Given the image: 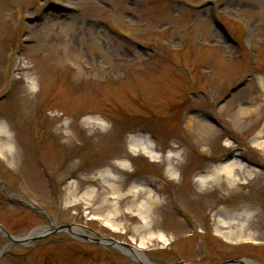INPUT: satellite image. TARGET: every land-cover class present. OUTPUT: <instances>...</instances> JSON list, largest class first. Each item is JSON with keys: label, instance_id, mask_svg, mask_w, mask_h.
I'll list each match as a JSON object with an SVG mask.
<instances>
[{"label": "rangeland", "instance_id": "obj_1", "mask_svg": "<svg viewBox=\"0 0 264 264\" xmlns=\"http://www.w3.org/2000/svg\"><path fill=\"white\" fill-rule=\"evenodd\" d=\"M51 42L65 44L35 48ZM260 76L264 0H0V129L16 152H0V224L15 237L96 232L6 246L0 231L1 264H141L134 249L153 264H264V116L244 117ZM135 134L155 158L130 151ZM123 155L124 170L106 163ZM226 160L249 173L203 182ZM131 184L158 198L149 215L120 200Z\"/></svg>", "mask_w": 264, "mask_h": 264}, {"label": "bare ground", "instance_id": "obj_2", "mask_svg": "<svg viewBox=\"0 0 264 264\" xmlns=\"http://www.w3.org/2000/svg\"><path fill=\"white\" fill-rule=\"evenodd\" d=\"M65 43L63 42H51V43H48V44H43V43H38V44H35V48H41L42 46H50V48L56 52L60 51L61 47L64 45ZM68 46L71 47V50L69 52V54H65L64 56H60L62 57V60H64V58H67V57H71L72 55H74V49L72 48H75L76 50V47L73 43H67ZM75 62L77 64V66L79 68H82L85 64V58L83 56H80V55H77L75 56ZM64 63H66L67 61L64 60L63 61ZM18 69H22V66H18ZM259 83L262 87V91L259 95H256L254 97H251L250 99V102L254 103L256 101H259L260 102V105H256L254 109H251V108H247L244 110L245 114L247 115H244V117H248L251 113L253 112H256L258 113L261 117L264 116V103H263V100H264V77L263 76H260L259 77ZM236 116V114H235ZM90 116H88L89 118ZM99 117H101L100 115H94L93 118L94 120L93 121H87L88 123H93V125L95 126L96 130L98 131H101V130H108L109 127L107 126H102L101 124L102 123H99L97 122V119H99ZM189 125H193V119L192 117L190 116L188 118V121ZM200 126V125H199ZM199 133L201 134V136H205V132L204 131H199ZM67 137H69L68 134L64 133ZM264 134V120H263V128L260 132H258V136H262ZM0 135L1 136V142H0V152L2 153H6L7 154V157H9L10 161L13 162L15 160V156H16V152L15 150H13V143H12V137L10 134L6 133V131L4 129H0ZM202 141H205L204 137L201 138ZM258 145L260 147H263L264 146V143L263 142H260L258 143ZM157 148V145L156 146H152L150 144V139L149 137H147L146 135L144 134H135L133 135L132 137V143H131V146H130V151L134 152V151H141L142 153L146 154L147 156L151 157V158H155V154H154V150ZM180 146L178 145L176 147V149H179ZM178 153H180V151H178ZM175 158V157H173ZM177 158V157H176ZM124 155L123 156H120V157H115L114 158V161H110V162H106L108 163V166L113 165L114 167L116 168H119V169H123L124 170V166H125V162H124ZM181 158L177 159L176 162H175V166H179L181 164ZM107 165V164H106ZM95 167H92L91 169H94ZM173 168L172 167H168V173L169 175H173ZM236 171V172H240V171H243L245 173H249V170H247V167L245 165H243L242 163H238L237 161H232V160H226L224 161L222 164L220 165H217L214 169H212L211 171V174H209V176H207L203 182H206L212 178H216L218 175L220 174H226V175H230V173H232V171ZM114 180L113 181H118L117 180V177H114L113 178ZM106 180L109 181L108 178H106ZM91 182H94V183H97L98 184V179L95 178V177H91L90 179ZM120 183H124V181H119ZM99 185V184H98ZM110 189L114 192V193H119L120 192V184L119 183H116V184H112L110 183ZM141 193H146L145 194V197H144V201L140 202V203H137V197L139 194ZM71 194H75L74 191L72 190L71 191ZM95 195H93L92 193H90V196L87 197V202H90L91 204L93 202H95V198H94ZM121 198L120 200L123 201V202H126L127 205H128V208L131 209L132 207L134 206H137L138 210H141L142 209V212L144 213H148L149 215V212L153 209L155 203H157L159 200L158 198H156L154 196L153 193H151L150 191H146V189H141L138 187V185L136 184H131L130 188L127 189V190H124L122 193H121ZM82 196L78 197V198H73L74 201H78V200H82ZM84 199V198H83ZM103 206H109V208H114V204L113 203H109V202H105L103 204ZM101 207V206H100ZM99 207V208H100ZM112 210V209H111ZM110 213H107V217L106 220H108V218H110ZM106 223L108 224L109 223V220L106 221ZM146 228V226L144 227ZM77 227H73V230L74 231H77ZM245 229V227H241L240 228V231L243 232V230ZM40 231H45V229H40ZM231 233H233L232 231H230ZM232 235V234H230ZM135 252H133V255L135 257H140V258H143L141 252L138 250V249H135L134 250ZM249 264H255L253 261L247 259L246 260Z\"/></svg>", "mask_w": 264, "mask_h": 264}, {"label": "water", "instance_id": "obj_3", "mask_svg": "<svg viewBox=\"0 0 264 264\" xmlns=\"http://www.w3.org/2000/svg\"><path fill=\"white\" fill-rule=\"evenodd\" d=\"M85 227V226H83ZM86 228V227H85ZM70 230L71 231V225L69 224H61V225H58L57 227L54 228V231H57V230ZM0 230L5 232L7 238L10 240V241H17V242H25L27 241L29 238H34V237H30V236H26V237H21V238H18V237H13L12 235H10L8 232H6V230L4 229V227L0 224ZM48 232H45L44 234H39L37 235L36 237H42L43 235H46ZM96 240L100 243H102L103 245H112V246H116L118 248H122V247H127V248H132L131 245L125 243V242H122V241H119V240H116V239H113V238H108V237H99V238H96ZM145 258V256H144ZM136 260L142 264H152L151 262L147 261L145 259V261H143V259L139 258V257H136ZM235 261H241V259H230V260H227L221 264H225L227 262H235ZM173 264H182V263H173Z\"/></svg>", "mask_w": 264, "mask_h": 264}]
</instances>
